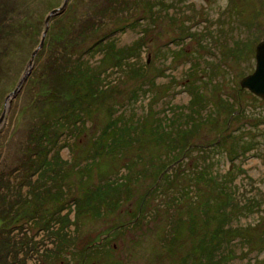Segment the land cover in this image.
Wrapping results in <instances>:
<instances>
[{
	"label": "rangeland",
	"instance_id": "obj_1",
	"mask_svg": "<svg viewBox=\"0 0 264 264\" xmlns=\"http://www.w3.org/2000/svg\"><path fill=\"white\" fill-rule=\"evenodd\" d=\"M114 1L68 0L8 105L0 125V264H264V100L240 85L264 39V0H116L118 13ZM63 3L0 0V21L14 8L6 23L24 29L0 83V116L46 16ZM78 19L101 25L73 51L88 52L100 91L72 86L83 122L47 149L55 170L25 172L31 131L60 115L43 97L47 63L61 58L56 40ZM126 121L140 128L123 150L115 130ZM101 143L117 150L96 156ZM100 185L118 205L81 217L79 197Z\"/></svg>",
	"mask_w": 264,
	"mask_h": 264
},
{
	"label": "trees",
	"instance_id": "obj_2",
	"mask_svg": "<svg viewBox=\"0 0 264 264\" xmlns=\"http://www.w3.org/2000/svg\"><path fill=\"white\" fill-rule=\"evenodd\" d=\"M5 1V0H3ZM114 9L116 13L120 11V8L117 5L116 0L114 1ZM17 11L13 8L11 10H5V19L0 21V64H4L2 68H0V83L4 79V72L6 71L7 65H9L11 57H13L14 49L16 50L17 44L15 42L16 39V32H19V23L8 24L6 23V19L10 17L13 18L14 12ZM96 15H100L103 11H97ZM112 7H110V11L106 10L104 14V18H107L109 15L113 16ZM25 20L26 17H23ZM23 19V20H24ZM22 21V19H19ZM83 20H76L72 26L70 25V31L63 34L60 38L56 41L62 44V49H60L61 58H57L54 61H49L46 67V78L48 86V93L44 94V99L48 101L49 104L57 105L60 110V115L56 116L54 121L51 123L45 121L44 125H42L41 129H33L30 133V148L29 154L25 155V159L21 160V168L25 172L38 173L39 171L43 173L44 171L55 170L52 167V164L55 163L52 156H47L46 151L49 148L50 152L54 150L58 144L60 136L63 134L64 129L71 125H76L78 122H83L82 109H78L76 105L81 104V99L74 102L70 99L68 93L71 91L72 86L76 82H81L84 84L86 89L90 90L91 95H95L100 91L101 79L100 74L96 73L93 67L88 64V60L84 58V55L88 52H84L83 46H80L81 49L79 53L73 54V51L76 49L78 45H83L88 38H91L101 27L99 23H86L85 25H81ZM105 23V22H102ZM101 23V24H102ZM20 31L24 32L22 26L20 27ZM32 32V27L27 30V36L30 35ZM68 37V41H66ZM112 41L107 43L106 46H111ZM97 45V43L95 44ZM72 50L70 51V48ZM116 47V46H115ZM114 45L111 46L112 50L116 48ZM98 52V51H96ZM196 64H193L191 67L193 72H195ZM194 81V80H193ZM189 88H194L196 86V82H192ZM6 92H4L5 94ZM83 115V114H82ZM117 123V122H116ZM116 123H111L116 124ZM117 130H115L116 135H120L118 138V146L123 150L128 149L131 147L136 141L139 134L140 125L136 124L134 121L122 123L120 126H116ZM70 131V130H69ZM109 140V138H108ZM107 140V141H108ZM50 146V147H49ZM117 150L116 147L110 148L109 146H104L102 143L100 148L96 152V156L100 155L101 153H111ZM56 155L59 154V151L56 150L54 153ZM27 158V159H26ZM163 177L165 179L169 178L173 175L172 172L168 170L163 172ZM0 182L2 180L0 179ZM205 182V180H204ZM3 183V182H2ZM35 182L30 183V189L33 190L35 187ZM1 191L4 186H0ZM97 191L93 189H88L85 191L83 196L79 197L82 200V203L79 204L77 209L78 212L83 214H93L98 213L101 214V208L103 203H115L118 205L117 199H112L111 196H107L108 187L106 185L97 186ZM60 190V189H59ZM38 191V190H37ZM36 191V192H37ZM3 192V191H2ZM58 193V192H57ZM59 194V193H58ZM56 199L59 197L56 196ZM206 208L210 207L209 202L206 203ZM61 212L59 209L58 214ZM209 210L205 211V214L208 213ZM60 215V214H59ZM208 215V214H206ZM223 229V227H222Z\"/></svg>",
	"mask_w": 264,
	"mask_h": 264
},
{
	"label": "water",
	"instance_id": "obj_3",
	"mask_svg": "<svg viewBox=\"0 0 264 264\" xmlns=\"http://www.w3.org/2000/svg\"><path fill=\"white\" fill-rule=\"evenodd\" d=\"M67 3H68V0H64V3L62 4L61 7L53 9L46 16V18H45V30L43 32L41 42H40L39 46L32 52L31 58L27 64V69H26L24 75L21 76L20 80L18 81L16 88L7 97L4 110L0 116V125L2 124V121H3V119L7 113L8 105L12 101V98L16 97V95L21 90L25 80L27 79L28 75L30 74V72L33 68L35 57H36L39 49L42 48L44 43H45V39H46L47 33L49 31L50 20H51L52 16L60 14L62 11H64V9L67 6ZM255 58H256L255 70L252 73L243 77L241 82H240V85L242 88L249 90L255 96L264 100V39L261 40L256 46Z\"/></svg>",
	"mask_w": 264,
	"mask_h": 264
}]
</instances>
